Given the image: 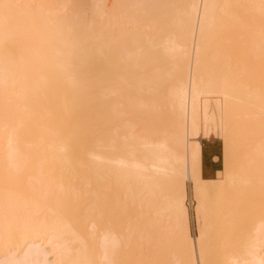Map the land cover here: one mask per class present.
Segmentation results:
<instances>
[{"label": "bare ground", "instance_id": "1", "mask_svg": "<svg viewBox=\"0 0 264 264\" xmlns=\"http://www.w3.org/2000/svg\"><path fill=\"white\" fill-rule=\"evenodd\" d=\"M0 264H264V0H0Z\"/></svg>", "mask_w": 264, "mask_h": 264}, {"label": "rangeland", "instance_id": "2", "mask_svg": "<svg viewBox=\"0 0 264 264\" xmlns=\"http://www.w3.org/2000/svg\"><path fill=\"white\" fill-rule=\"evenodd\" d=\"M215 98H211V106L215 107L212 101ZM207 139V140H206ZM202 146V175L205 178H215L216 171L222 169V140L219 137H208L202 138L201 140ZM217 157V159H215ZM188 186V197H187V205L190 216V233L192 236L197 235V226L196 220L193 215V208L190 204L191 198L193 199V195L189 191L190 184Z\"/></svg>", "mask_w": 264, "mask_h": 264}, {"label": "crops", "instance_id": "3", "mask_svg": "<svg viewBox=\"0 0 264 264\" xmlns=\"http://www.w3.org/2000/svg\"><path fill=\"white\" fill-rule=\"evenodd\" d=\"M201 173H202V169H201ZM203 176V175H202Z\"/></svg>", "mask_w": 264, "mask_h": 264}]
</instances>
